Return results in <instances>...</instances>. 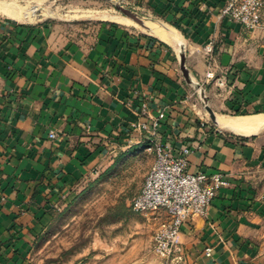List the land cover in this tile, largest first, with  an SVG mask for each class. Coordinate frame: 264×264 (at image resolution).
I'll return each mask as SVG.
<instances>
[{
	"label": "crops",
	"instance_id": "crops-1",
	"mask_svg": "<svg viewBox=\"0 0 264 264\" xmlns=\"http://www.w3.org/2000/svg\"><path fill=\"white\" fill-rule=\"evenodd\" d=\"M131 1L181 39L116 23L73 38L0 19V264H31L52 207L150 145L134 126L144 103L166 113L157 140L191 149V172L228 180L182 227L180 251L156 264H264V127L224 124L264 116V20L247 30L222 16L227 0Z\"/></svg>",
	"mask_w": 264,
	"mask_h": 264
},
{
	"label": "rangeland",
	"instance_id": "rangeland-1",
	"mask_svg": "<svg viewBox=\"0 0 264 264\" xmlns=\"http://www.w3.org/2000/svg\"><path fill=\"white\" fill-rule=\"evenodd\" d=\"M16 4L28 13L17 20L0 13V19L24 25L49 24L62 28L68 37L95 35L104 24L129 27L123 10L147 21L148 12L131 0H0ZM104 17V18H103ZM220 84L219 88H222ZM230 115H239L233 112ZM259 132H264L262 129ZM133 158L90 176L68 200L52 207L51 218L39 234L31 264H156L154 234L158 214L133 210L155 151L150 145L131 148ZM160 259V258H159Z\"/></svg>",
	"mask_w": 264,
	"mask_h": 264
},
{
	"label": "built area",
	"instance_id": "built-area-1",
	"mask_svg": "<svg viewBox=\"0 0 264 264\" xmlns=\"http://www.w3.org/2000/svg\"><path fill=\"white\" fill-rule=\"evenodd\" d=\"M221 14L253 31L263 25L264 0H227ZM206 51L213 54L214 45L210 43ZM212 75L209 73V76ZM140 115L142 119L134 126L146 135L156 157L141 191L132 200V208L142 214H159L162 210L166 212L167 219L154 234V251L160 257L170 260L181 249L182 227L194 217L206 215L213 199L228 184V180L222 172H191L189 147L176 153L168 142L157 140L166 117L164 111L154 114L144 103ZM57 137L56 132L50 133V138ZM211 251L212 248H207L209 255Z\"/></svg>",
	"mask_w": 264,
	"mask_h": 264
},
{
	"label": "bare ground",
	"instance_id": "bare-ground-1",
	"mask_svg": "<svg viewBox=\"0 0 264 264\" xmlns=\"http://www.w3.org/2000/svg\"><path fill=\"white\" fill-rule=\"evenodd\" d=\"M0 13L13 19L22 20L28 17V13L16 4H3L0 3ZM104 18V17H103ZM122 22L126 24H137L144 28H151L154 33L159 34L160 37L166 38L169 42H176L179 37V33L175 28L164 27L160 24L154 23V21H146L137 16H130V18L122 17ZM181 39V38H180ZM183 39V38H182ZM179 43L184 44V41L178 40ZM228 118V119H227ZM224 124L237 131H257L264 127V116L255 115L249 117H226Z\"/></svg>",
	"mask_w": 264,
	"mask_h": 264
},
{
	"label": "water",
	"instance_id": "water-1",
	"mask_svg": "<svg viewBox=\"0 0 264 264\" xmlns=\"http://www.w3.org/2000/svg\"><path fill=\"white\" fill-rule=\"evenodd\" d=\"M129 16H137L138 17V15H136L135 13H133V12H131V11H129L128 9H123ZM182 68H183V70H184V72H185V74H188V70L186 69V67H185V61L184 60H182ZM211 112L213 113V111L211 110Z\"/></svg>",
	"mask_w": 264,
	"mask_h": 264
},
{
	"label": "trees",
	"instance_id": "trees-1",
	"mask_svg": "<svg viewBox=\"0 0 264 264\" xmlns=\"http://www.w3.org/2000/svg\"><path fill=\"white\" fill-rule=\"evenodd\" d=\"M174 25H176V26H178V24L177 23H175ZM184 33H185V31H184ZM238 113H239V111H237ZM138 194V193H137Z\"/></svg>",
	"mask_w": 264,
	"mask_h": 264
}]
</instances>
